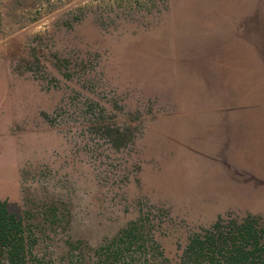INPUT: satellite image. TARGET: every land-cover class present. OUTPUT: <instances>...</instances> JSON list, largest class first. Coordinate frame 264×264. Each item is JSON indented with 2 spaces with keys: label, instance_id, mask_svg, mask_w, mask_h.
Wrapping results in <instances>:
<instances>
[{
  "label": "rangeland",
  "instance_id": "obj_1",
  "mask_svg": "<svg viewBox=\"0 0 264 264\" xmlns=\"http://www.w3.org/2000/svg\"><path fill=\"white\" fill-rule=\"evenodd\" d=\"M0 200L45 264L264 217V0H0Z\"/></svg>",
  "mask_w": 264,
  "mask_h": 264
},
{
  "label": "trees",
  "instance_id": "obj_2",
  "mask_svg": "<svg viewBox=\"0 0 264 264\" xmlns=\"http://www.w3.org/2000/svg\"><path fill=\"white\" fill-rule=\"evenodd\" d=\"M138 239L139 228L128 225L103 240L94 253L99 263L114 264L137 251L131 247L140 246ZM35 244L36 238L22 218L10 212L6 200H0V264H45L34 253ZM177 264H264V217L219 218L189 238Z\"/></svg>",
  "mask_w": 264,
  "mask_h": 264
}]
</instances>
